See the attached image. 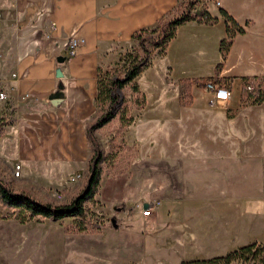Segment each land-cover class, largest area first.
I'll return each instance as SVG.
<instances>
[{
  "label": "crops",
  "instance_id": "crops-1",
  "mask_svg": "<svg viewBox=\"0 0 264 264\" xmlns=\"http://www.w3.org/2000/svg\"><path fill=\"white\" fill-rule=\"evenodd\" d=\"M185 8L180 0H0V159L24 176H43L50 163L84 169L98 70L132 33ZM200 9L216 20L176 25L163 52L130 80L142 103L117 138L158 189L146 202L154 207L142 216L147 225L212 217L253 239L264 236V100L246 101L241 82L264 76V0H201L191 11ZM220 9L242 28L224 57ZM72 33L83 41L68 57ZM202 77L225 84L228 98L208 105L209 93L193 83Z\"/></svg>",
  "mask_w": 264,
  "mask_h": 264
},
{
  "label": "rangeland",
  "instance_id": "rangeland-1",
  "mask_svg": "<svg viewBox=\"0 0 264 264\" xmlns=\"http://www.w3.org/2000/svg\"><path fill=\"white\" fill-rule=\"evenodd\" d=\"M200 1L180 0V7L191 11ZM145 43H149V38ZM155 52L156 49L147 55V62H151ZM142 56L143 51L132 39L123 46L114 63L101 70V76L104 79L122 76ZM115 92L117 103L105 122L94 129L102 158L98 163V182L92 195L83 201V216L55 220L34 216L20 222L14 218L15 208L0 204V264H179L224 254L249 242L261 247L264 260V236L244 238L241 230L229 231L225 222L218 223L212 217L173 226L161 221L153 225L143 222L139 213L141 204L159 192L146 180L145 166L132 164L136 161L132 146L117 138L125 126L120 124L131 118L130 109L139 108L141 95L130 81ZM107 105L105 96L97 105V114L105 112ZM4 123H0V133ZM14 164L0 159V176L12 189L25 188L34 196L55 203L69 202L86 179V166L71 170L66 164L50 163L43 176H24L15 170ZM136 167L139 174L133 170ZM61 178L64 180L60 181Z\"/></svg>",
  "mask_w": 264,
  "mask_h": 264
},
{
  "label": "trees",
  "instance_id": "trees-1",
  "mask_svg": "<svg viewBox=\"0 0 264 264\" xmlns=\"http://www.w3.org/2000/svg\"><path fill=\"white\" fill-rule=\"evenodd\" d=\"M221 14L226 22L227 36L220 43V53L224 57L230 39L234 31H242L234 20L220 9ZM194 20L196 22L212 23L216 20L205 9L190 11L185 8L177 15H173L158 21L153 27L141 28L132 33L131 38L137 43V46L143 51V56L138 63H134L126 68L122 76L114 75L108 79L101 76V70H98L96 80V106L105 96L108 97V105L105 112L97 114L92 120L85 125V136L89 145V156L86 160V179L79 191L67 203L52 202L43 200L34 196L25 188L12 189L0 176V204L9 208H15L14 218L18 221H24L34 216L46 217L51 220L59 219L64 216L81 217L84 214L83 201L90 197L94 191V187L98 182L99 161L102 158V148L93 132L95 128L103 124L108 116V112L117 103L118 97L115 92L116 88H120L125 82L130 81L142 68L150 62L146 61L147 55L156 49V53L160 55L165 47L167 40L173 35L176 25ZM154 33V35H152ZM148 34V37L146 36ZM149 38V43H145ZM219 64L216 65L218 70ZM260 79L261 87H257V95L250 102H259L264 100V76ZM136 88V85H133ZM137 89V88H136ZM110 92V93H109ZM243 94L247 93L242 90ZM112 93V95H110ZM142 103V97L140 104ZM131 118H126L120 127L130 122ZM5 121L0 119V123ZM261 247L254 242L242 244L224 254L214 255L207 258H196L191 260L180 261L179 264H241L244 262L251 264H264V260L260 255Z\"/></svg>",
  "mask_w": 264,
  "mask_h": 264
},
{
  "label": "built area",
  "instance_id": "built-area-1",
  "mask_svg": "<svg viewBox=\"0 0 264 264\" xmlns=\"http://www.w3.org/2000/svg\"><path fill=\"white\" fill-rule=\"evenodd\" d=\"M82 41L83 38L80 35L72 33L66 39L63 45L64 55L68 57L75 55L78 52V48L81 45ZM193 83L195 86L200 87L209 93L207 103L210 106L225 101L230 94V89L220 80L214 77H202L194 79ZM261 86L262 83L260 82V79H256L254 77H247L243 79L241 82V89L247 93L246 95H244V99L248 102L252 101L257 95V87ZM0 99H5V94L2 91H0ZM14 165L15 170L19 172V164L15 163ZM153 208V205L150 203H146L145 206H142L141 204L139 213L141 216L148 217L152 214Z\"/></svg>",
  "mask_w": 264,
  "mask_h": 264
},
{
  "label": "water",
  "instance_id": "water-1",
  "mask_svg": "<svg viewBox=\"0 0 264 264\" xmlns=\"http://www.w3.org/2000/svg\"><path fill=\"white\" fill-rule=\"evenodd\" d=\"M55 59H56V61L61 62V61L64 60V56L61 55V54H59V55H57V56L55 57ZM145 205H146V202H143V203H142V206H145ZM110 222H111V225H112V226H114V227L116 226V222H115L114 218H111V219H110Z\"/></svg>",
  "mask_w": 264,
  "mask_h": 264
}]
</instances>
